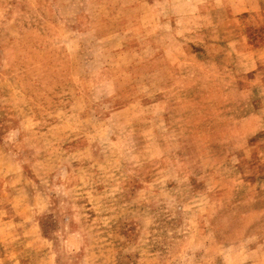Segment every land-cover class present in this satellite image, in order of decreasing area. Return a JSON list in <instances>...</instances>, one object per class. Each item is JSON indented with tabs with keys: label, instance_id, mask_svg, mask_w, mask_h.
<instances>
[{
	"label": "rangeland",
	"instance_id": "1",
	"mask_svg": "<svg viewBox=\"0 0 264 264\" xmlns=\"http://www.w3.org/2000/svg\"><path fill=\"white\" fill-rule=\"evenodd\" d=\"M0 264H264V0H0Z\"/></svg>",
	"mask_w": 264,
	"mask_h": 264
}]
</instances>
